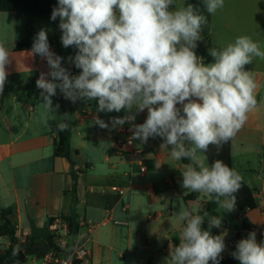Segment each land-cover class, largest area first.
<instances>
[{"label": "clouds", "instance_id": "9594fccd", "mask_svg": "<svg viewBox=\"0 0 264 264\" xmlns=\"http://www.w3.org/2000/svg\"><path fill=\"white\" fill-rule=\"evenodd\" d=\"M204 6L215 14L224 0H204ZM57 17L63 47L77 49L68 59L81 72L72 75L62 66L63 58L51 50L48 31L41 28L30 53L49 69L36 80L47 110L59 109L52 100L57 90L73 103L98 100L97 112L125 110L127 115L112 118V127L133 122L147 109L142 124L132 123L129 142L160 137L172 159L188 161L181 172L183 189L208 196L220 211L234 210L243 178L223 160L207 163V152L210 145L219 152L234 138L257 105V85L245 65L254 57L264 59L259 44L240 36L222 50L208 49L213 62L205 64L195 49L207 17L196 5L176 7L174 0H58L50 19ZM10 63L0 43V95ZM95 124L109 127L99 117ZM67 128L66 120L56 124L58 131ZM178 218L181 239L170 248L166 264H220L227 233L213 236L202 225L220 228L222 217L181 206ZM231 255L240 264H264V242L257 243L250 232Z\"/></svg>", "mask_w": 264, "mask_h": 264}, {"label": "crops", "instance_id": "0c3cea01", "mask_svg": "<svg viewBox=\"0 0 264 264\" xmlns=\"http://www.w3.org/2000/svg\"><path fill=\"white\" fill-rule=\"evenodd\" d=\"M198 8L207 17V23L202 25L203 39L197 42L195 52L197 56L204 58L205 64H209L213 62L209 61L213 60V57L207 55L208 49L218 48L214 41L215 18L214 14L206 11L204 0H199ZM43 19L45 18L0 11V43L8 50L11 61L6 66L10 75L4 92L0 95V117L6 124L11 146H0V160L7 155L12 158L20 156L29 161L25 166H17L11 161V167L2 173L3 178H0L11 195L4 208H14L18 236L24 241L29 234L30 220L35 222L28 206L42 208L51 204L55 209H59L63 203V214L68 215L74 211L79 216L81 225L77 236L66 237L68 247L86 251L89 263L143 264L151 259L155 264H166L170 248L175 247V240L181 239L183 222L179 220L177 212L180 203H185L184 207L193 210L194 214H200L201 205L207 204L209 197L201 193L198 200L185 201L184 197L191 193L181 187V172L185 164L171 158L169 150L161 147L163 140L160 137L149 138L146 143L134 139V146L122 143L126 139L125 131L132 127V123L142 124L145 121L147 109L136 115L133 122L112 127V118L127 115L125 110L97 112L98 105L93 108L91 101L77 100L73 103L57 90L52 100L53 105H59L56 111L59 115L50 117L40 97L41 90L36 87L40 73L49 71L47 63L38 55L33 57L30 50L17 51L20 42L28 38L34 39L42 28L38 21H44ZM56 22L59 24V20L56 19ZM53 37L56 41L50 46L51 50L63 58V67L69 69L72 75H79L81 69H77L68 59L75 56L76 49L72 50L73 54L64 49L58 50L63 47L61 38L58 35ZM245 70L250 72L256 82L257 105L248 113L243 127L254 128L264 134V125L260 120L261 107L264 105V72L258 73L247 67ZM28 87L36 88L38 93L34 97H28ZM20 107L30 114L26 120H21L15 125L13 118L17 116ZM61 108L67 115L68 126L72 131V150L78 152L75 166L78 181L76 194L73 193L74 181L70 175L71 167L68 161L56 158L54 149L49 155H42V150L49 149L50 146L54 148V143L59 138L60 131L56 129V124L64 120L62 117L58 118L62 116ZM97 117L108 123L109 127L101 128L95 124ZM75 134L85 151H88L87 144L90 140L96 144L102 141L108 145V153L104 156V164L107 167L98 168L97 161L91 159L88 153H82L80 148L72 146ZM25 136H29L25 144L21 147L15 146V141ZM231 148L234 169V138L231 139ZM110 151H114L112 155ZM254 151L264 162L263 136ZM142 163L147 167L146 172L140 170ZM262 168L264 166L254 171H244L242 178L249 177L250 172L256 173L262 179V188L253 185L252 178L242 179L249 187L258 190L257 208L240 216L235 206L231 212L236 218L225 219L232 222L233 228L225 229L228 247L221 253L222 259L234 252L237 242L247 238L250 232L256 233L257 243L264 242V177L260 175L264 173ZM51 177H56L54 179H59L60 182L55 183ZM24 180H28L29 185ZM1 197L0 192V203ZM217 213L221 216L222 211L217 208ZM52 214L55 213H49L48 216L60 218L63 215ZM174 220L181 223L178 229L174 228ZM221 226L220 234L224 231V225ZM177 232L179 235H176ZM229 241H232L231 245ZM9 245L8 240L0 237V264H34V260L48 250L46 246L36 244L7 257L5 251Z\"/></svg>", "mask_w": 264, "mask_h": 264}, {"label": "rangeland", "instance_id": "374dc122", "mask_svg": "<svg viewBox=\"0 0 264 264\" xmlns=\"http://www.w3.org/2000/svg\"><path fill=\"white\" fill-rule=\"evenodd\" d=\"M176 7H183L185 5V0H174ZM174 7V6H173ZM215 24H214V41L217 45V50H222L225 48L229 43H233L236 38L240 36H249L253 39L254 42H257L260 46V49L264 51V0H224V6L219 8L215 14ZM44 21H38V24L42 25V28H45L48 31V37H53L55 35L62 36V32L59 28V24L55 21H52L50 18L43 19ZM59 20V17L57 18ZM41 22V23H39ZM60 22V21H59ZM39 30V28H37ZM214 48V47H211ZM64 49L65 51L70 52L73 54L72 50L75 49L73 46H69L68 48L59 47L58 50ZM77 51V49H76ZM75 55V54H74ZM209 55V52H207ZM248 69L252 71H256L258 73L264 72V59H260L259 57H254L252 63L245 65ZM23 96L26 98L24 90H22ZM262 95V94H261ZM264 95V94H263ZM261 97V96H260ZM54 98V97H53ZM89 101V100H88ZM93 108L98 105V100H90ZM89 101V102H90ZM29 112H26L23 108L20 107L19 112H17V116L13 118V123L15 125L19 124L21 120H26L29 117ZM50 117L55 118L56 115L59 113L56 112L52 113L49 112ZM60 118V116L58 117ZM140 118V117H139ZM260 120L264 125V105L261 107L260 112ZM264 134L262 131H257L254 128L243 127L242 130H239L234 137V169L241 175H245V169L258 170L260 167L264 166L263 159L254 151L255 147L259 145V139ZM29 136H25L23 139H19L15 141V146L21 147L25 144L26 139ZM79 138L75 134L74 140L72 142V146L74 148H80L82 153H88L91 159L97 161L98 168H105L107 167L104 164V156L108 153V145L102 141H98V143H94L90 140L88 142V151H85V148L79 144ZM10 147V139L8 133L6 131V124L3 122V119L0 117V146ZM244 146V147H243ZM54 148L52 146L49 149L42 150V155H49L52 153ZM47 153V154H46ZM81 158H79L80 160ZM11 161L13 164L19 165H27L29 163L28 160L22 158L20 156H13L8 157L5 155L0 160V178L2 177V173L4 174L6 170H9L11 167ZM62 162V160L60 161ZM207 162V161H206ZM208 163V162H207ZM264 170V168H262ZM250 172V171H249ZM249 177H243L244 179L252 178V184L257 185L262 188V179L258 177V175L254 172H250ZM53 178L55 183H59L60 180H55L56 177ZM29 185L28 180H24ZM49 182V179L47 180ZM53 182V183H54ZM4 182L0 179V192L2 193L1 203L2 207H5L7 202L10 200L11 195L8 194L9 190L6 185L3 184ZM11 189V185H9ZM112 194L115 192L110 191ZM128 201V200H127ZM180 202V201H179ZM181 206H185V203H180L179 209ZM29 211L31 215L35 218V223L38 227H45L48 224V221L51 216H48L49 213L54 216H61L64 213V205L60 206L59 209H55L51 204L44 206L42 208H33L29 207ZM119 211V209H118ZM178 212V211H177ZM221 214V213H220ZM239 214V211H238ZM222 224L224 225V232H226V228H233V224L231 221H226V218H236L235 214L232 212L222 211ZM235 223L234 219L232 220ZM174 228L178 229L181 226V223L173 221ZM63 228H59L58 231H61ZM176 235H179L177 232ZM62 236H64L62 234ZM227 234L224 237L225 248L228 247L227 244ZM232 238V237H230ZM71 242V240H70ZM162 243V242H161ZM160 243V244H161ZM163 244V243H162ZM150 260V259H149Z\"/></svg>", "mask_w": 264, "mask_h": 264}, {"label": "trees", "instance_id": "16d2710c", "mask_svg": "<svg viewBox=\"0 0 264 264\" xmlns=\"http://www.w3.org/2000/svg\"><path fill=\"white\" fill-rule=\"evenodd\" d=\"M194 4L198 7L199 0H185V5ZM58 0H0V11L3 13H15L30 15L39 18H49L54 7H57ZM50 46L56 41L55 37H49ZM33 39L28 38L20 42L17 46V51L31 50ZM213 61V60H209ZM38 91L36 88L27 89V96L34 97ZM60 113L62 116L66 115L65 111L61 108ZM67 121V117H64ZM72 131L68 128L64 131H60L58 140L54 143V156L56 158H64L70 164V175L74 181L73 193L76 194L77 186V173L75 170L76 157L78 152H74L71 147ZM114 151H110V155ZM223 160L230 168H233V157L231 140L223 144L222 149L217 152L215 146L210 145L207 152L208 163L211 164L214 160ZM183 164H187L188 161L181 160ZM264 177V173H260ZM257 189H252L244 181H242V186L240 190L235 194L236 196V207L239 211V215L242 216L248 211L255 210L257 208L256 194ZM201 197V193L191 192L184 197L186 202L198 200ZM218 205L213 199L209 198L207 204L201 205L200 214L203 211H208L212 215H219L217 213ZM15 210L13 207L4 208L0 205V220L2 224L0 225V237L8 240L10 245L5 251V255L10 257L14 253L20 251L21 249L31 248L33 245H43L47 247V251H56L61 253L58 247L57 237L50 229V227L56 223L58 220L67 225V237L73 238L79 234L81 225L80 218L74 211H71L68 215L63 214L60 218H50L48 224L45 227H38L33 220H30L29 234L24 241H21L18 236V225L14 219ZM203 228L210 231V234L220 235L221 228H211L208 229L207 222L202 225ZM179 241L175 240L174 245L178 246ZM209 263H212L209 261ZM91 264V263H89ZM143 264H155L153 260H147ZM220 264H240L239 260L235 259L231 254H229L225 259L220 260Z\"/></svg>", "mask_w": 264, "mask_h": 264}, {"label": "built area", "instance_id": "2783aa9c", "mask_svg": "<svg viewBox=\"0 0 264 264\" xmlns=\"http://www.w3.org/2000/svg\"><path fill=\"white\" fill-rule=\"evenodd\" d=\"M130 128L126 129V139L122 143L128 146H134V140L129 142L130 137L132 136V131ZM141 172H146L147 167L144 163L140 164ZM117 190V188H113ZM123 193V191H121ZM59 228H63L61 231H58ZM51 231L58 236V247L61 253H57L56 251H47L43 256L36 258L34 260V264H89V260L87 258L88 254L86 251H80L76 249H70L68 247L67 242V225L62 222L54 223L50 227ZM62 234L64 236H62ZM230 245L232 241L228 242Z\"/></svg>", "mask_w": 264, "mask_h": 264}]
</instances>
